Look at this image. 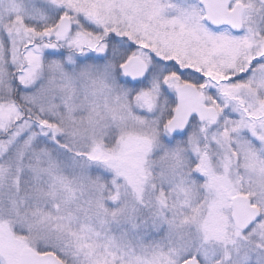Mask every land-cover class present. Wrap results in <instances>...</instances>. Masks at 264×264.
<instances>
[{"label":"snow or ice","instance_id":"6c2138e0","mask_svg":"<svg viewBox=\"0 0 264 264\" xmlns=\"http://www.w3.org/2000/svg\"><path fill=\"white\" fill-rule=\"evenodd\" d=\"M0 264H264V0H0Z\"/></svg>","mask_w":264,"mask_h":264}]
</instances>
